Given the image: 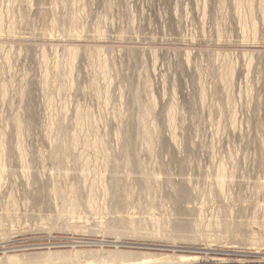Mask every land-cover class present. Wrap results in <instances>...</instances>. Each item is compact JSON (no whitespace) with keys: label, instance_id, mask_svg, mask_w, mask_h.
<instances>
[{"label":"rangeland","instance_id":"obj_1","mask_svg":"<svg viewBox=\"0 0 264 264\" xmlns=\"http://www.w3.org/2000/svg\"><path fill=\"white\" fill-rule=\"evenodd\" d=\"M108 252L264 264V0H0V260Z\"/></svg>","mask_w":264,"mask_h":264},{"label":"bare ground","instance_id":"obj_2","mask_svg":"<svg viewBox=\"0 0 264 264\" xmlns=\"http://www.w3.org/2000/svg\"><path fill=\"white\" fill-rule=\"evenodd\" d=\"M223 173L224 172L221 171L219 173V176H218V183H220V184H222V181H223V178H224L223 176L225 175ZM108 254L109 255L107 256V258L105 260L102 259L103 261H99V260L96 261L94 256H88L87 257V262L88 263H85V264H102V263L106 264V263H108V261H115L116 262V261H119V260L122 261V262H127V263H132V264L136 263L137 264L138 262L146 263L148 261H151V260L155 259L154 257H150V258L142 257V258H138V259L137 258L136 259H131V258L124 259V258H121V256L118 255L117 252H116V254H111V252L110 253L108 252ZM46 255H47L46 256L47 258L55 260L54 259V257H55L56 259H58V261L64 262L66 264H79L78 263V256L76 254H68V255H66V254H61V253H55V254L48 253ZM38 260H40V257H36V258H21L19 256H8L5 261L1 262V260H0V264H30V263H36V261H38Z\"/></svg>","mask_w":264,"mask_h":264}]
</instances>
